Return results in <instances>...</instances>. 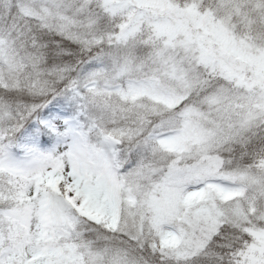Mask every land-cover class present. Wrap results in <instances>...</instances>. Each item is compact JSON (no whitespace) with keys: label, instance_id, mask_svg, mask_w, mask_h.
Here are the masks:
<instances>
[{"label":"snow or ice","instance_id":"snow-or-ice-1","mask_svg":"<svg viewBox=\"0 0 264 264\" xmlns=\"http://www.w3.org/2000/svg\"><path fill=\"white\" fill-rule=\"evenodd\" d=\"M0 264H264V0H0Z\"/></svg>","mask_w":264,"mask_h":264}]
</instances>
